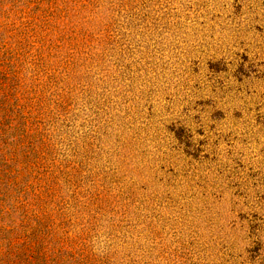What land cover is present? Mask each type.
<instances>
[{"label": "rangeland", "instance_id": "rangeland-1", "mask_svg": "<svg viewBox=\"0 0 264 264\" xmlns=\"http://www.w3.org/2000/svg\"><path fill=\"white\" fill-rule=\"evenodd\" d=\"M0 264H264V0H0Z\"/></svg>", "mask_w": 264, "mask_h": 264}]
</instances>
